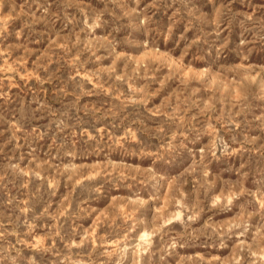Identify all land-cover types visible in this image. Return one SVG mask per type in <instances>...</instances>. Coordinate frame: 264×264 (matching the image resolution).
Returning <instances> with one entry per match:
<instances>
[{
	"label": "rangeland",
	"instance_id": "374dc122",
	"mask_svg": "<svg viewBox=\"0 0 264 264\" xmlns=\"http://www.w3.org/2000/svg\"><path fill=\"white\" fill-rule=\"evenodd\" d=\"M0 264H264V0H0Z\"/></svg>",
	"mask_w": 264,
	"mask_h": 264
}]
</instances>
